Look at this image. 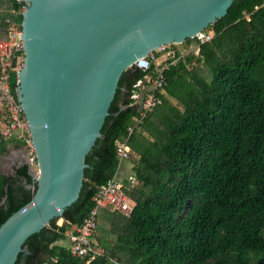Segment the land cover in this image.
Segmentation results:
<instances>
[{"label":"trees","instance_id":"16d2710c","mask_svg":"<svg viewBox=\"0 0 264 264\" xmlns=\"http://www.w3.org/2000/svg\"><path fill=\"white\" fill-rule=\"evenodd\" d=\"M23 6L0 0V41L7 38L6 19L21 24ZM208 31L213 38L200 46L196 67L187 71L178 63L165 71L161 105L130 136L125 162L136 184L126 194L134 206L129 216L99 212L92 245L102 256L90 264H264V0L233 1ZM144 75L135 67L124 72L85 158L77 201L62 213L60 227L52 220L25 242L30 256L21 253L16 264L39 253L46 264L89 261L70 255L65 234L81 224L97 190L119 179L116 143L139 118L130 96ZM16 80L13 75V89ZM7 147L1 144L0 156ZM16 175L0 170V227L36 189L29 165Z\"/></svg>","mask_w":264,"mask_h":264},{"label":"water","instance_id":"95a60500","mask_svg":"<svg viewBox=\"0 0 264 264\" xmlns=\"http://www.w3.org/2000/svg\"><path fill=\"white\" fill-rule=\"evenodd\" d=\"M22 1L16 93L38 172L30 202L0 227V264H16L25 242L52 220L64 223L124 72L206 30L235 0Z\"/></svg>","mask_w":264,"mask_h":264},{"label":"built area","instance_id":"2783aa9c","mask_svg":"<svg viewBox=\"0 0 264 264\" xmlns=\"http://www.w3.org/2000/svg\"><path fill=\"white\" fill-rule=\"evenodd\" d=\"M22 3H24L21 0ZM24 6L21 8L23 11ZM8 26L7 38L0 41V107L6 111L5 119L0 127V146L15 137L25 142L27 161L30 167H35L37 174L36 157L32 146L30 126L26 119L24 109L17 98L18 74L24 65V43L22 40L21 24L6 19ZM213 38L212 31H202L182 43H172L161 46L150 53L148 57L139 59L134 65L144 77L133 86L130 96V106L139 109V118L135 125L128 129V138L116 143L117 153L121 164L130 159L128 140L135 133L145 116L161 105L160 90L165 84V71L178 63L185 65L187 71L193 70L198 64L200 46ZM156 54L160 60L157 62ZM152 70V74L150 73ZM17 77L16 87L11 85L12 76ZM129 185H124L118 178H112L102 185L92 199V208L86 214L81 224L72 226L66 236L69 241V253L73 258L86 259L90 264L95 257L102 256L92 245L93 235L96 233L97 217L100 211L110 209L124 216H129L134 206L126 192L136 184L129 177ZM50 264H56L51 260Z\"/></svg>","mask_w":264,"mask_h":264},{"label":"crops","instance_id":"0c3cea01","mask_svg":"<svg viewBox=\"0 0 264 264\" xmlns=\"http://www.w3.org/2000/svg\"><path fill=\"white\" fill-rule=\"evenodd\" d=\"M156 58H157V62H158L160 60L159 54H156ZM0 110L4 113L3 114V120H4L5 116H6V111L2 107H0ZM3 120L0 119V127L2 124L1 121H3ZM15 140L19 141L20 139L18 137H15L14 139L8 141L7 142L8 143L7 151L2 156H0L1 167L3 169V170H1V167H0V170L2 173L3 172L5 173L6 170H8L10 168L12 169L13 166L15 167L17 164H19L20 167H17L16 171H15L17 173V170H19L22 166H24L26 164L28 165L27 152H26L25 146L16 147L13 143H11L12 141H15ZM10 147H13V149H14L11 152L9 151ZM1 158H2V161H1ZM124 174H125V169L122 167V170L119 173V179ZM129 177H131V176H129ZM129 177H128V179H129ZM102 211H105V210H102ZM57 226L60 227L61 225H57ZM22 253H24V255L26 257L30 256V253H28L26 248H23ZM45 261H46V257L44 255H42L41 253H39L37 255V257L32 259V261L29 264H46ZM22 264H26V261H23Z\"/></svg>","mask_w":264,"mask_h":264},{"label":"rangeland","instance_id":"374dc122","mask_svg":"<svg viewBox=\"0 0 264 264\" xmlns=\"http://www.w3.org/2000/svg\"><path fill=\"white\" fill-rule=\"evenodd\" d=\"M161 93H162V95L164 94V92H161ZM170 101H172L173 104L175 103L173 100H170ZM3 114L4 113L0 110V119H2V120H3ZM12 150H14L13 147H10L9 151L11 152ZM1 161H2V158H1ZM0 167H1V162H0ZM17 167H20L19 164H17L15 167L13 166L12 169L10 168V169L6 170L5 173L4 172L3 173L5 174L6 177L11 178V179H15V178H17L16 172H15ZM123 168L125 169V174L119 179V181H124V180L128 179L129 175L132 173L130 162H123ZM30 169H31L30 170L31 173H34L36 171L35 167H33V166L30 167ZM1 170H3L2 167H1ZM101 214H102V212H101ZM101 214H100V217H101ZM55 224L60 225L61 223L58 222V220H56ZM64 247L67 248L68 243H64Z\"/></svg>","mask_w":264,"mask_h":264},{"label":"clouds","instance_id":"9594fccd","mask_svg":"<svg viewBox=\"0 0 264 264\" xmlns=\"http://www.w3.org/2000/svg\"><path fill=\"white\" fill-rule=\"evenodd\" d=\"M204 31H205V30H204ZM187 40H188V39H187ZM28 165H29V164H28ZM29 170H31L30 167H29ZM33 174H34V176H32V177H33V179H34V177L36 176V174H35V172H34Z\"/></svg>","mask_w":264,"mask_h":264}]
</instances>
